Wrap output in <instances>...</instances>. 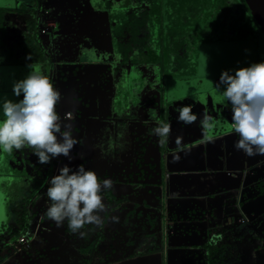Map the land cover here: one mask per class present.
<instances>
[{"label": "rangeland", "instance_id": "rangeland-1", "mask_svg": "<svg viewBox=\"0 0 264 264\" xmlns=\"http://www.w3.org/2000/svg\"><path fill=\"white\" fill-rule=\"evenodd\" d=\"M201 1L170 0L169 4L174 6L175 4L187 3L188 7L195 8L196 3H201ZM212 1L214 3L219 2V0ZM243 1L245 6L250 9V14L253 17L256 11L253 9L251 1ZM14 2L17 4V0H13L9 5L13 6ZM156 10L160 14L164 13L157 5ZM216 15L214 19L218 20ZM116 16L119 22L125 19L123 12L116 14ZM256 16L258 17V14ZM215 25L217 24L215 23ZM172 31L169 30V33ZM258 47L264 48L261 40H259V45L254 46L251 52L252 55L249 54L252 59L260 53L261 50ZM214 51H218L212 53L214 56L223 59L221 66L223 64L237 65L239 62V60L232 58L234 52L232 49H229V52L224 49ZM263 55L262 53L260 58ZM95 56L99 57L100 52H95ZM153 57V60H155L156 57L154 55ZM82 58L88 60L86 56ZM106 58L107 56H104L100 57L98 62H89L84 65V69L78 68L79 71L73 74H65L63 78L60 75L56 77L55 88L61 93L62 97L58 106L62 110L70 111L73 116H77V114H98L100 109L103 113V109L107 106V110L112 108L114 118L120 119L123 106L127 105L124 103L127 97L124 92L120 91V88L124 85L120 78V75H122L124 81H130L128 84L129 100L131 98L135 102L140 97L137 93L139 86L148 82L153 90L159 88V91L163 94V96L160 95L161 108L164 110V105H167L168 112H171L173 118L168 121L165 119V115L162 114V123L171 125V133L166 140L165 150L158 149V145L154 142L149 143L146 148L140 136L133 143V148L141 151L140 164H143L142 168L151 172L149 181L153 189L150 191L147 189L135 190L125 183L113 185V195L120 203L116 201L115 204H108L103 199L107 213H101L102 224L100 226L91 225L92 232L89 230V225L87 226V232H84V229L80 230L84 235L89 233V237L92 239L97 231L103 228L105 237L108 239L116 238L120 242V246L130 251L133 245L128 243L127 246L126 240L129 237L127 229L130 228L129 225L138 223V221L132 222L131 220L139 216L130 215L127 218L129 222L124 221L127 212L134 209V214L143 213V211L146 212L147 209L152 210L153 208L151 212L156 213V215L163 214L164 221L155 220L153 223H156V225L151 229H148L147 226L141 227L145 232L140 233L141 239H139L142 245L151 244L152 251L142 259L136 260V262L133 260L125 261L124 256L118 263L101 262L100 255H98V259L90 261L89 264H188V262L191 263L192 259L188 260L187 257V254L193 250L190 247L191 244L199 243L205 240L207 236L216 238L214 242L221 240L235 243L241 256L240 261L237 262L238 264H264V196L257 198L255 203L244 204L243 206L240 204L253 196L255 182L264 175V155L248 157L242 151H237L234 148L233 144L239 139V136L231 128L228 129L232 120L231 105L226 102L222 103L219 94L216 90L214 91V84L219 82L220 77L215 76L210 79V85L200 86L198 90L202 92H194V88L190 86L183 88L180 87V84L175 86L173 81H170V87L168 85L164 86L163 78L164 73H166V63L163 64L160 57L158 61L138 63L133 68L123 67L121 74L115 71L109 72L108 64L103 62ZM69 63L71 64L73 61ZM76 63L80 64L79 61ZM62 71H70V65L63 66ZM204 71L202 69V73L206 74L207 71ZM79 72L81 73L78 74ZM212 72L214 75L217 73L221 75L223 69L215 67ZM95 79L97 80L94 81ZM111 79L120 80L110 81ZM180 82L183 84L184 81L181 80ZM121 103H123L122 107H120ZM129 106L132 105L129 104ZM182 106L192 107L193 113L198 117L195 123L186 125L178 121L179 109ZM205 113L212 117V123L220 122L217 127L208 130V136L210 137L208 140L202 135L200 125V120ZM97 116L99 117V115ZM136 118L141 119L142 116L139 114ZM136 118L132 115V117L129 116V119L120 121L117 124L119 126L128 125L131 129L137 122ZM76 123L78 122L68 120L62 124V127L70 125L72 135L78 139L80 133L76 132L74 128ZM102 133L97 131V137L99 134L103 135ZM178 136L183 138L180 146L175 143ZM111 140H113L112 136L103 141L98 138L96 146L101 152L96 157L89 155L90 160L87 159L85 162L80 161V158L83 157V149H80L76 144L72 150V159L69 160L64 157L67 165L73 169L83 165L86 169L94 170L99 178L104 174L127 177L128 172L134 166L136 167V164H129L126 161L127 168H124L126 165H123V160L107 161L114 154L109 152ZM177 154L180 157L178 161L174 159ZM29 162L31 163L30 160ZM21 189H24L23 185H18L16 193L11 192L8 197H5V195L0 201V211L5 210V216L8 215L5 224L10 225L12 223L13 206L11 208L10 201L17 199L20 192L23 191ZM28 209L33 210L32 207H28ZM45 218L48 217L43 212L39 223L36 220H29L28 229H32L30 233L33 232L34 234H26V237L29 242L34 238L36 241L32 244L35 245L29 244L21 251L13 244L8 243L7 240L12 239L8 233H1L0 231V264H49L50 260L54 261V258L58 259L54 264H81L83 262L74 260L78 259L77 257L81 258L79 246H81L84 235L72 231L67 233V221L62 226H58L51 219L50 223L52 222V224H49V219ZM251 220H254L253 224L250 223ZM41 223L43 225H40ZM46 225L47 227L43 228ZM163 227L165 228V243L161 249L159 247L155 248L160 241V229ZM153 243H155V246L152 245ZM54 244L63 250L59 252ZM32 248H40L42 249L40 254H46L40 258L41 261H38L40 254L35 253L31 250ZM16 251H19V253ZM63 251L70 252L73 260H69L65 254H62ZM22 252L23 254H21ZM28 252L32 253L33 258L36 257L37 259H31L28 263ZM124 255L127 256V253L124 252ZM178 255L182 257L171 259ZM80 258L78 260H81ZM244 260H247V263Z\"/></svg>", "mask_w": 264, "mask_h": 264}, {"label": "flooded vegetation", "instance_id": "flooded-vegetation-1", "mask_svg": "<svg viewBox=\"0 0 264 264\" xmlns=\"http://www.w3.org/2000/svg\"><path fill=\"white\" fill-rule=\"evenodd\" d=\"M12 1L0 0V94H6L12 100L23 98L13 94L12 84L14 80L23 79L29 73V65L48 75L55 87L58 75L63 78L65 74H73L79 71L78 68L82 69L89 62H98L100 57L95 56L97 51L86 47L90 42L86 40L85 34L101 36L109 34L111 36V48L113 49L111 58L104 60V64H108L109 72L115 71L121 74L123 67L133 68L138 63L158 61L160 57L162 63H166V73H164L163 78L164 86L170 87V81H173L175 86L180 84V87L183 88L188 86L194 88V92H202L198 90L200 86L208 85L210 79L215 76L220 77L219 73L213 74L212 71L215 67H220L223 71L231 70L233 73L236 69L252 63L264 62V55L260 58L261 54H264V48L258 47L261 51L255 55L254 59L249 56V54L252 55L254 46L259 45V40L264 44V34L254 22L250 9L245 6L243 0H219L218 3H214L212 0H202L201 3H196L195 8L188 7L187 3L172 6L169 4L170 0H89L95 12L87 8L84 0H22L23 3L21 0H17V4L14 2L16 5L13 6L9 5ZM156 5L161 8L163 14L156 10ZM73 10L77 12L72 18L75 20L72 28L64 25L63 30L66 34L62 33V28L60 34H57L62 16ZM89 11L92 12V20L86 22L85 16ZM104 12L107 14L106 29L109 26V32L108 29L107 32H103L101 29V15L106 16ZM121 12H123L125 19L119 22L116 14ZM215 15L218 20L214 19ZM169 30L173 31L169 33ZM54 33L56 34L54 35ZM92 37L96 38V36ZM96 40L95 43L99 44V40L98 42ZM221 49L227 52L229 49L234 50L232 58L239 60L237 65L223 64L221 66L223 59L212 54L218 52L214 50ZM28 52H30V56L27 55ZM74 54L77 57L74 58L73 63L64 61V56L67 58ZM153 55L156 57L155 60H153ZM224 55L226 56V54ZM83 56H86L88 60L82 58ZM57 58L60 59L58 62L56 61ZM77 61L80 64L76 63ZM66 65H70V71H62V67ZM202 69L207 73H202ZM120 76L124 83L120 91L124 92L127 97L124 102L127 105L120 104V107L123 106L125 110L122 109L121 120L117 119L116 123L129 119V116L132 117V115L136 118L140 114L142 118H136L137 122L131 129L128 125L123 126V128L128 127L130 129L125 135V138L131 143L130 155L132 158L129 164L135 163L136 167L134 166L128 172L127 177L113 175L112 177H116L115 179L112 178L114 179L113 185L125 183L135 190L147 189L150 191L153 189L149 181L151 172L142 168L143 164H140L141 151L133 148V143L140 136L146 148L149 143L154 142L158 145V149L165 150L166 142L160 144V138L153 133V129L160 121L153 117L151 111L161 112V120L162 114L168 121L173 117L171 112H168L167 105H164V110L161 108V96H163L161 91L158 93L156 88L153 90L148 82L139 86L137 93L140 97L135 102L131 98L129 100L128 84L130 81H124V77ZM119 80L111 79L110 81ZM181 80L184 81L183 84L180 82ZM166 81L169 82L166 83ZM176 90L178 89L176 88ZM215 90L216 88H214ZM142 97L144 98L142 99ZM110 110L112 111V108ZM59 114L62 118V124L68 120L78 122L74 128L76 132L80 133L77 145L83 149V157L80 158V161L85 162L90 158L87 152L89 150L85 149V141L89 137L90 143L94 142L95 132L98 131V114L73 116L70 111L64 110H59ZM65 114H71V119L64 118ZM149 116L152 118H148ZM0 119H3L2 114H0ZM230 128L228 127V129ZM149 132H152L150 134L153 135L152 138L148 137ZM79 141H82L83 145ZM142 149L144 150V148ZM23 156L24 158L28 157L26 153ZM64 160L66 159L64 158ZM32 162L31 160V164H33ZM31 164L23 162L19 155L0 150V201L3 196L8 197L11 192L16 193L18 185L34 182L37 179ZM123 165H126V161ZM124 168H127V165ZM263 178L264 175L255 182V185ZM255 185L253 189L256 191ZM10 202L12 208V200ZM152 210L147 209L146 212L134 214V209H130L127 212L129 216H139L131 220L132 222L138 221V223L128 226L130 227L127 229L128 239L139 241L141 239L140 233L145 232L141 227L147 226L148 229H151L156 225L153 223L155 220L162 221L164 219L163 214L156 215V213L151 212ZM7 216H5V210L0 211L1 233H9L7 230L9 225L5 224ZM11 220L13 222V219ZM250 223L253 224L254 220H251ZM46 227L47 225L43 228ZM164 229L163 227V231ZM9 235L12 239L15 238L11 234ZM12 239L7 241L15 247L16 243ZM46 242L48 241L46 240ZM158 244L160 241L155 248H158ZM103 245L104 241H102L101 246ZM31 250L39 255L42 249L32 248ZM151 251H147L144 256L149 255ZM125 252H129V249H125ZM45 255L41 253L39 258ZM115 256L106 259L105 262L118 263L125 255L120 253L121 259L118 260H114ZM33 259L37 258L34 257ZM38 261L41 260L38 259Z\"/></svg>", "mask_w": 264, "mask_h": 264}, {"label": "clouds", "instance_id": "clouds-1", "mask_svg": "<svg viewBox=\"0 0 264 264\" xmlns=\"http://www.w3.org/2000/svg\"><path fill=\"white\" fill-rule=\"evenodd\" d=\"M29 68L23 79L14 80L12 84L13 94L22 99L12 100L6 94L0 95V114L3 116L0 119V150L10 153L13 149L29 147L41 164H48L60 156L71 160L78 141L72 135L70 125L62 127L57 113L61 93L48 75L30 65ZM214 85L221 102L231 105L230 127L239 136L234 148L248 157L264 155V62L238 68L234 74L225 70ZM65 118L71 119V114ZM177 119L191 125L198 117L191 106H182ZM211 121L212 117L206 113L200 120L206 140L210 139L208 130L220 124ZM153 133L160 138V144H164L170 136L171 125L158 123ZM182 139L181 136L176 138L177 146L182 145ZM174 159L178 161L179 155ZM112 186L110 179L101 181L94 170L83 165L73 169L66 164L49 181L47 197L50 203L46 216L58 226L67 221L73 233L84 235L80 230L85 225L102 224L101 213L106 211V206L101 193Z\"/></svg>", "mask_w": 264, "mask_h": 264}, {"label": "trees", "instance_id": "trees-1", "mask_svg": "<svg viewBox=\"0 0 264 264\" xmlns=\"http://www.w3.org/2000/svg\"><path fill=\"white\" fill-rule=\"evenodd\" d=\"M109 31L110 29L108 30V32ZM110 39H111V36H110ZM27 55L30 56V52H28ZM157 90L159 93L160 92L159 88ZM56 110H57V113H59V110H62V109L57 105ZM151 112H152L153 117L156 118L157 121H160L159 122L160 124H162V120L160 118L161 112L160 113L153 112V111ZM148 118H152V117L149 116ZM116 120L117 119L114 118L111 110H109L108 112H103L101 117H99L97 120V126H98L97 130L100 133L105 132V131L106 132L102 133L103 135L99 134L98 138L99 140L103 141L105 139L108 140L109 136H112L113 140H111V145L109 146V152H113L114 154L113 156H110L107 161L123 160L129 163L131 162V158H132V156L130 155L131 143L129 142L127 138H125V135H127L130 129L128 127L123 128V126H119L117 124L118 122L116 123ZM150 134H152V132L148 133V137L152 138L153 135H150ZM96 139H97V134L95 132L94 142L90 143L89 137L85 141V149L89 150L87 151L89 155H93L95 157L97 156V154L101 152L100 149L99 150L97 149ZM81 142L82 141H79V143ZM81 145H83V143H81ZM10 153H13V155H19L20 158L25 163L31 164L29 160L30 161L32 160L33 161L32 162L33 164H31L33 166L32 171H34V173H36L37 175V179L34 182H26V184H23L24 185L23 191L19 194L16 200H12L13 222L7 227V230L9 232L8 234H11L12 236L15 237L13 241L16 242L17 238L20 237L21 235L26 236V234L27 235L34 234L33 232L30 233V230L32 229H28L29 220H36L39 223L41 220V217L43 216V212H45L46 214L47 207L50 203L47 197V188L49 187V181L53 176L59 174V169L62 168L64 165H66L67 161L64 160L63 156H60L59 158L52 159L51 162L48 164H41L38 162V157L34 155V150L29 147H24L20 150L13 149V151ZM25 153L28 156L26 158H24L23 156L25 155ZM73 153L75 154L76 152L74 151ZM88 160H90V158ZM109 177H112V176L104 174L101 176L100 180L103 181L104 179H108ZM115 178L116 177H114V179ZM109 179L112 182L114 180L111 178ZM255 187H256V191L253 189L254 191L253 196L250 199H246V201L244 200V203H240L242 206L244 204L255 203L257 198H261L262 196H264V178L259 180L256 183ZM101 194H102L103 199H105L108 204L116 203L117 200L115 199L113 195V186L110 190L102 191ZM28 207H32L33 210H29ZM104 213H107V210ZM128 216L129 214H127V217L124 219V221L127 220ZM105 218L106 217L104 216V219ZM45 219H49V218H45ZM48 223L52 224V222L50 223V219L48 220ZM87 226L88 225L84 226L83 228L84 232L88 231ZM89 228H90L89 229L90 232H92L91 225H89ZM66 230H67V233L71 232V229L68 226L66 227ZM163 233H164L163 228H161L160 229V244H158L159 249H161L163 244L165 243ZM214 240H216V238H211L207 236L205 240L200 241L199 243L197 242H195L194 244L192 243L190 247L193 250H191V252L187 254L188 260H190L191 258L192 259H191V263L188 262V264H233V263L238 264L237 262L240 261L241 256L238 251L237 245L235 243H232L231 241L223 242L221 240H217V242H214ZM35 241L36 240L33 238L31 242L27 244V246L29 244L32 245V243ZM102 241H104L103 246H101ZM126 243H127V246H128V243L129 244L132 243L133 247L131 248L129 252H127L129 254L123 257L125 261L133 260L134 262H136V260L142 259V257L145 254H147V251L152 250L150 246L151 244L142 245L140 243V240L136 241L130 238L126 241ZM152 245H154V243ZM54 246L58 248L57 245L54 244ZM118 246H119V242L116 241V238L112 237L108 239L107 237H105L103 233V228L97 231L96 235L92 239H90L89 233H85L81 241V246H79V253L81 254V258L77 257L78 259L80 258L81 260L76 259L74 261H78V262L83 261L81 262V264H88L90 261H96L98 259V255H100L99 258L101 262H105L106 259H110L114 255H116L114 259H117V260L121 259L119 255L120 253L125 252V248L122 246L119 248ZM25 248H23V250ZM58 250L60 252L63 249L58 248ZM16 252L19 253V251H16ZM23 252L21 254H23ZM61 253L65 254L69 258V260H73L71 259L70 252L63 251ZM30 254L31 253L28 252V257H27L28 260L33 259L32 255L30 256ZM177 257H182V256L181 255L174 256L171 259L174 260ZM57 260H58L57 258H54V261L57 262ZM54 261L52 260V262ZM244 262L247 263V260H244Z\"/></svg>", "mask_w": 264, "mask_h": 264}, {"label": "water", "instance_id": "water-1", "mask_svg": "<svg viewBox=\"0 0 264 264\" xmlns=\"http://www.w3.org/2000/svg\"><path fill=\"white\" fill-rule=\"evenodd\" d=\"M250 1H251L252 6H253V9L256 11V14L253 16L254 21L256 22L257 26L260 27V29L262 30V32L264 34V0H250ZM84 3L86 4L88 9H90L92 12H95V11H93L89 0H84ZM75 12H77V11L73 10L72 12L66 13V14H64L62 16V21H61V23L59 25V31L57 32V34H60L61 28H62V33L66 34V32L63 30L64 29V25H65V27L67 26L69 28H72L73 22L75 21V20H72V18H73V15L75 14ZM92 12L89 11L86 14V16H85L86 22H90L92 20ZM104 14L106 16L101 15V29H102L103 32H107V29L109 30V26L106 29L107 14L105 12H104ZM257 14H258V17L256 16ZM76 24L78 26V23H76ZM104 27H105V29H103ZM55 34L56 33H54V35ZM85 36H86V40H88V42H90L86 46L87 48H92L93 50H95L97 52H100V56L99 57L107 56L106 59H110L111 58V53H112L111 39H110V36L108 34L107 35L105 34V35H102V36L101 35H97V34H95V35H93V34H85ZM91 36H96V38L95 37L91 38ZM95 39H97L96 40L97 42L99 40V44L95 43ZM105 44L107 46H104ZM69 52L72 53V51H69ZM76 57H77L76 54H74V55H72L70 57H67V58L64 56V61L72 62L74 60V58H76ZM59 60L60 59L57 58L56 61L58 62ZM82 69H84V67Z\"/></svg>", "mask_w": 264, "mask_h": 264}, {"label": "built area", "instance_id": "built-area-1", "mask_svg": "<svg viewBox=\"0 0 264 264\" xmlns=\"http://www.w3.org/2000/svg\"><path fill=\"white\" fill-rule=\"evenodd\" d=\"M61 114V113H60ZM59 113H58V115H60ZM66 116H67V114H65ZM63 116L64 118L66 117V116ZM62 119V118H61ZM27 243H28V241H27V238L24 236V235H21L20 237H18V239H17V242H16V248L19 250V251H21L22 250V248H25L26 246H27Z\"/></svg>", "mask_w": 264, "mask_h": 264}, {"label": "crops", "instance_id": "crops-1", "mask_svg": "<svg viewBox=\"0 0 264 264\" xmlns=\"http://www.w3.org/2000/svg\"><path fill=\"white\" fill-rule=\"evenodd\" d=\"M109 110H107V106L105 107V109H103V112H108ZM99 117H101L102 115V110L100 109V112H99ZM98 117V118H99ZM31 259H29L27 262L29 263ZM55 262V261H54ZM54 262H52V260H50V263L49 264H54ZM89 264V263H88Z\"/></svg>", "mask_w": 264, "mask_h": 264}]
</instances>
